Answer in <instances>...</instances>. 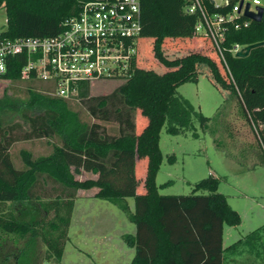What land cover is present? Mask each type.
<instances>
[{
    "label": "trees",
    "instance_id": "trees-1",
    "mask_svg": "<svg viewBox=\"0 0 264 264\" xmlns=\"http://www.w3.org/2000/svg\"><path fill=\"white\" fill-rule=\"evenodd\" d=\"M84 1L87 0H0L6 12V27L1 34L8 37L53 35L59 31V23L76 15ZM139 2L142 32L136 56L131 61V76L113 91L92 96L90 84L80 82L76 95L79 102L75 103L52 94L41 82H27L23 98L5 93L0 96V251L11 244L22 256L26 241L33 243L39 239L45 246L46 260L60 264L69 239L77 192L93 187H97L94 196L122 208L127 205L126 198L133 199L130 220L135 229L125 237L134 247L129 264H225L226 251L234 253L242 248L245 253L263 241L261 226L223 246L226 210H230L225 195L217 191V180L213 177L208 178L213 187L196 183L193 188H208L206 193H156L157 149L152 151L149 142L156 140L166 118L171 123L168 129L173 133L188 127L193 114L205 126L208 117L176 95L177 84L196 80L202 68L215 86L235 98L237 111L255 131L261 150L257 158L264 163V45L253 46L245 56H236L231 51L234 44L246 47L264 41V13L260 21H251L249 27L228 29L222 42V58L208 37L195 33L197 17L183 12L181 0ZM171 39H192L197 49H192L191 41H187L189 51L170 54L169 45L178 43L171 44ZM148 41L153 60L164 70L151 99V132L140 147L137 110L146 94L138 68ZM13 64L15 69L9 67L6 75L15 82H24L19 80L21 62L15 57ZM186 66H192L191 73L174 81L175 84L169 79L173 86L164 96L160 82ZM82 108L91 122L83 118ZM158 109L161 118L157 124ZM34 139H46L51 150L34 157L30 150L22 149L23 164L16 167L11 148L17 142ZM51 139L58 140L59 144ZM139 150L148 156L146 194L138 192L135 176ZM72 166L74 171L84 168L96 172L97 178L76 179ZM16 205H37L43 215L20 219ZM155 206L159 209L157 212ZM21 240L25 241L23 245ZM164 242L169 246L165 247ZM167 250H175L177 258L163 259Z\"/></svg>",
    "mask_w": 264,
    "mask_h": 264
},
{
    "label": "rangeland",
    "instance_id": "rangeland-1",
    "mask_svg": "<svg viewBox=\"0 0 264 264\" xmlns=\"http://www.w3.org/2000/svg\"><path fill=\"white\" fill-rule=\"evenodd\" d=\"M6 27V12L0 7V32ZM192 39H171L169 53H186V45ZM192 44V45H191ZM190 47L197 49L191 41ZM149 41L141 53L139 80L144 86L142 102L137 110V132L139 146L149 138L151 119L149 116L151 99L157 91V80L163 72L153 60L148 50ZM192 66H186L180 73L160 82L164 96L183 76L191 73ZM143 81V82H142ZM40 83V82H39ZM124 81L108 80L89 85L90 95H104L113 91ZM176 82H174L175 84ZM27 82H5L0 84V96L4 93L16 97L26 95ZM44 85L43 83H41ZM176 95L181 96L195 110L208 117L205 126L201 125L193 114L191 124L177 132H170L168 118L160 126L156 140L149 144L152 151L157 149V171L154 175L155 192L158 194L206 193L208 188L193 190L196 183L214 185L209 177L217 180V191L225 195L226 219L223 229V246L226 247L244 238L248 233L263 226L262 242L253 250L243 253L242 248L234 253L225 252V264H264V163L257 158L260 148L253 128L237 111V102L232 95L215 86L207 77V72L200 69L196 80L182 81L176 86ZM225 95L227 98L225 99ZM69 99L75 103V96ZM159 103L158 106H160ZM160 108V107H159ZM85 120L91 119L81 109ZM161 118V110L156 112V123ZM54 144L58 140L51 139ZM51 142V141H49ZM30 150L34 157L46 154L51 144L46 139L17 142L11 148L12 161L16 167L22 166L20 150ZM143 149V148H142ZM260 155V154H259ZM135 176L138 180V192L147 193L146 170L147 153L139 150ZM73 167V166H72ZM71 169L73 170V168ZM76 179L97 178L96 172L84 168L73 170ZM97 187L79 190L75 198L72 222L69 227V239L64 246L60 264H129L134 257V247L126 240L127 234L134 233V223L130 220L133 212V199L128 197V207L117 206L114 202L94 196ZM93 194V195H92ZM18 218L29 220L32 215L42 217L37 205H16ZM159 209L155 206V212ZM26 240V239H25ZM25 241L21 240V245ZM25 255L20 256L13 245L8 244L0 254V264H57L46 260L45 246L41 240L26 241ZM164 246L169 244L164 242ZM242 251V252H241ZM259 252V253H258ZM243 254V255H242ZM177 258L175 250H167L163 259Z\"/></svg>",
    "mask_w": 264,
    "mask_h": 264
},
{
    "label": "built area",
    "instance_id": "built-area-1",
    "mask_svg": "<svg viewBox=\"0 0 264 264\" xmlns=\"http://www.w3.org/2000/svg\"><path fill=\"white\" fill-rule=\"evenodd\" d=\"M183 12L197 17L194 31L209 38L224 58L222 42L229 28L249 27L264 0H181ZM0 7H3L1 5ZM228 8L227 10H224ZM262 13V15H263ZM53 35L8 37L0 32V84L13 82L6 74L21 62L19 80L41 82L52 94L71 98L78 83L126 81L142 32L139 0H87L76 15L59 23ZM234 44L232 52L244 50Z\"/></svg>",
    "mask_w": 264,
    "mask_h": 264
},
{
    "label": "water",
    "instance_id": "water-1",
    "mask_svg": "<svg viewBox=\"0 0 264 264\" xmlns=\"http://www.w3.org/2000/svg\"><path fill=\"white\" fill-rule=\"evenodd\" d=\"M262 13H263V10L262 8H259L258 9V13H252L250 11H248V5H246V8H245V11H244V14L250 18H252L253 20L255 21H260L262 19ZM257 45H264V41L260 42V43H256L254 45H248L244 48V50H239L236 52V56H245L248 54L249 50L253 47V46H257Z\"/></svg>",
    "mask_w": 264,
    "mask_h": 264
},
{
    "label": "crops",
    "instance_id": "crops-1",
    "mask_svg": "<svg viewBox=\"0 0 264 264\" xmlns=\"http://www.w3.org/2000/svg\"><path fill=\"white\" fill-rule=\"evenodd\" d=\"M138 128V127H137ZM73 168V167H72ZM93 195V194H92ZM78 196V195H77ZM131 198V197H130ZM125 201H126V203H127V207H128V198H126L125 199ZM74 205H75V203H74ZM74 209V208H73ZM72 216H73V213H72ZM71 222H72V218H71ZM70 225H71V223H70Z\"/></svg>",
    "mask_w": 264,
    "mask_h": 264
},
{
    "label": "clouds",
    "instance_id": "clouds-1",
    "mask_svg": "<svg viewBox=\"0 0 264 264\" xmlns=\"http://www.w3.org/2000/svg\"><path fill=\"white\" fill-rule=\"evenodd\" d=\"M256 2H259V0H256Z\"/></svg>",
    "mask_w": 264,
    "mask_h": 264
}]
</instances>
